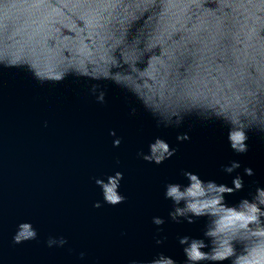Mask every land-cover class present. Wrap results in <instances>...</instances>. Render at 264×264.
<instances>
[{"label":"clouds","instance_id":"1","mask_svg":"<svg viewBox=\"0 0 264 264\" xmlns=\"http://www.w3.org/2000/svg\"><path fill=\"white\" fill-rule=\"evenodd\" d=\"M19 69L40 84H58L69 76L90 84V94L105 104L108 85H115L148 113L158 128L181 129L186 119L218 122L228 147L249 152L252 133L264 137V0H0V69ZM47 126L48 122H44ZM113 147L123 137L115 128ZM189 131H178L180 143ZM179 151V144L155 136L138 158L160 165ZM120 163L119 160L116 162ZM231 175L242 167L233 159L221 165ZM186 183L169 181L164 198L168 217L177 224L206 223L200 235H178L184 259L160 252L149 261L128 264H264V183L229 203L226 194L245 188L251 166L236 173L231 185L182 170ZM122 170L93 176L104 204L118 206L128 197ZM155 243L166 223L153 216ZM32 220H21L14 245L38 241ZM48 248H64L68 238L49 235ZM87 253L81 251L84 264ZM97 264H100L97 259Z\"/></svg>","mask_w":264,"mask_h":264},{"label":"water","instance_id":"2","mask_svg":"<svg viewBox=\"0 0 264 264\" xmlns=\"http://www.w3.org/2000/svg\"><path fill=\"white\" fill-rule=\"evenodd\" d=\"M89 88L87 81L71 76L40 84L23 70L0 69V264H82L81 251L87 253L84 264L146 262L160 252L183 261L177 236L200 235L207 218L194 224L172 221L171 202L164 198L167 182L186 183L182 170L188 169L231 185L244 166L253 167L256 175L245 176L244 190L226 194L229 203L254 192L256 180L264 183V137L252 133L249 152L237 155L218 122L193 117L179 130L158 128L142 108L130 115V106L138 102L115 85H108L105 104L97 103ZM113 128L123 137L119 147L109 135ZM189 130L190 140H176L178 131ZM155 136L179 144L160 165L136 155L140 148L147 151ZM233 159L242 167L226 174L221 165ZM117 169L125 173L121 190L128 199L95 208L102 197L92 177ZM156 215L166 218L160 226L168 237L163 245L155 243ZM21 220L35 222L38 241L12 243ZM49 235L66 236L68 245L48 248Z\"/></svg>","mask_w":264,"mask_h":264}]
</instances>
